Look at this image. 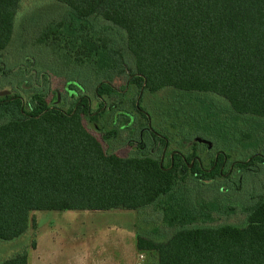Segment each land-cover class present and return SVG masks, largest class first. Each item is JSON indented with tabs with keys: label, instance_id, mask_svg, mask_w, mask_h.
Masks as SVG:
<instances>
[{
	"label": "trees",
	"instance_id": "trees-1",
	"mask_svg": "<svg viewBox=\"0 0 264 264\" xmlns=\"http://www.w3.org/2000/svg\"><path fill=\"white\" fill-rule=\"evenodd\" d=\"M21 1L0 0V54L13 39ZM54 1L66 6L67 18L42 31L38 44L104 66L109 51L100 33L117 28L118 51L131 63L118 70L124 85L95 86V110L85 94L70 95L75 99L66 110L50 106L39 88L27 100L18 93L0 98V241L34 227V211L137 210L150 226L163 222L164 229L146 225L144 234L137 233V250L154 253L156 264H264V154L252 152L250 131L241 133L240 158L231 165L226 124H217L209 136L205 130L212 122L193 120L183 139L210 138L215 153H202L192 141L185 153L172 151L162 161L170 141L152 129L141 98L131 97L132 88L138 95L164 89L214 94L236 117L264 120V0ZM84 119L106 121L99 138ZM112 141L137 153L109 151L104 142ZM186 178L207 186L225 179L235 196H224L228 204L201 200L196 215L189 202L175 199ZM245 184L249 201L235 206L231 201ZM218 211L243 219L206 224ZM197 219L201 222L194 223ZM0 264H28V254L19 252Z\"/></svg>",
	"mask_w": 264,
	"mask_h": 264
},
{
	"label": "rangeland",
	"instance_id": "rangeland-1",
	"mask_svg": "<svg viewBox=\"0 0 264 264\" xmlns=\"http://www.w3.org/2000/svg\"><path fill=\"white\" fill-rule=\"evenodd\" d=\"M66 18V6L57 1L22 0L20 2L14 21L13 39L9 47L0 54V98L18 93L27 100L34 89L39 88L46 91L50 106L66 110L75 99L73 95L77 97L85 94L89 96L92 108L95 110L98 101L94 95V88L100 81H110L115 87L124 85L118 70L121 66L130 65L131 62L125 53L118 51L122 33L117 28H109L100 33L106 38L105 48L109 51V61L104 66L75 61L70 55L68 57V52L64 49L37 43L36 38L42 31L48 27H56ZM131 97L138 100L141 98V108L150 115L152 129L170 141L166 151L162 153V161L166 160L172 151L185 153L192 141L200 144L198 149L202 153L206 154L207 151L215 153V150L211 149L210 138L196 135L190 142L183 139L187 127L194 121L201 125L212 122L208 124L211 128L205 130L209 136H212L211 133L215 131L213 127L217 124H226L229 134L223 139L227 141L225 150L229 155L228 163L231 165L240 158L239 142L243 131H250L253 141L252 152L264 154V120L251 116L236 117L230 105L217 95L186 94L172 89H164L151 95L140 91L138 95L136 89L132 88ZM206 114L211 117L207 119ZM203 117H205L204 121ZM84 125L99 138L101 125L107 123L101 119L94 124L84 119ZM220 143H223L221 138ZM204 144L205 149L201 146ZM104 145L109 151L114 150L120 156L137 153L136 150L122 146L120 141H112L109 145L104 142ZM199 157L204 161L203 156L199 155ZM231 177L233 179L238 177L234 170L231 172ZM224 180L209 182L212 184L207 186L200 181L186 178L181 181L175 199L183 205L189 202L196 215H199L196 203L201 200L218 199L219 204H228V199L224 196L233 197L235 191L229 187L225 188L226 185L222 182ZM254 181L250 179L248 184L251 186ZM248 191L251 190L245 184L236 199L231 202L235 206L247 203ZM256 191L260 190L256 189ZM190 199L191 201H188ZM151 212L148 210V214L145 215L150 216ZM32 215L34 227L29 226L28 230L16 239L0 241V262L26 251L28 264H35L38 257L42 259L39 264H81L82 259H84L83 264L122 263L121 260L123 261L124 257L134 251L133 247L137 245L135 242L137 233L144 234V226L150 222L141 217L140 211L137 210L34 211ZM213 216L215 221L206 224L214 225L222 221L240 222L243 219L242 214L226 215L219 211ZM198 222H201L200 219L194 223ZM153 226L164 229L163 222L159 219L151 226L148 225V227ZM32 241L38 242L36 250L31 247Z\"/></svg>",
	"mask_w": 264,
	"mask_h": 264
},
{
	"label": "crops",
	"instance_id": "crops-1",
	"mask_svg": "<svg viewBox=\"0 0 264 264\" xmlns=\"http://www.w3.org/2000/svg\"><path fill=\"white\" fill-rule=\"evenodd\" d=\"M135 242L137 243V240H135ZM37 247H38V242L35 241L34 249L36 250ZM133 249L134 251H132L131 254L124 257L123 261L121 260L122 263H118V264H156V255L154 253L139 252L137 250V245H135ZM41 260H42L41 257L40 258L38 257L37 260H35V264H39ZM80 263L83 264L84 259H82Z\"/></svg>",
	"mask_w": 264,
	"mask_h": 264
},
{
	"label": "flooded vegetation",
	"instance_id": "flooded-vegetation-1",
	"mask_svg": "<svg viewBox=\"0 0 264 264\" xmlns=\"http://www.w3.org/2000/svg\"><path fill=\"white\" fill-rule=\"evenodd\" d=\"M191 166H192V163H191ZM191 166H189V164H188V167H191Z\"/></svg>",
	"mask_w": 264,
	"mask_h": 264
},
{
	"label": "water",
	"instance_id": "water-1",
	"mask_svg": "<svg viewBox=\"0 0 264 264\" xmlns=\"http://www.w3.org/2000/svg\"><path fill=\"white\" fill-rule=\"evenodd\" d=\"M189 166H191V163L189 164Z\"/></svg>",
	"mask_w": 264,
	"mask_h": 264
}]
</instances>
